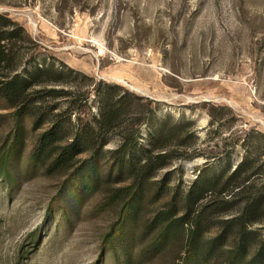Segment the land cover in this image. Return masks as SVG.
<instances>
[{
    "label": "rangeland",
    "instance_id": "1",
    "mask_svg": "<svg viewBox=\"0 0 264 264\" xmlns=\"http://www.w3.org/2000/svg\"><path fill=\"white\" fill-rule=\"evenodd\" d=\"M0 13L25 30L17 72L25 76L44 63L54 65L65 74L49 80L61 83L39 81L70 92L30 90L25 114L0 94V169L8 172L0 175V264H183L195 216L199 264H226L237 233L230 219L239 211L231 188L212 201L207 195L185 223L181 218L194 184L260 152L264 0H0ZM109 85L113 95L127 94L122 125L140 114L132 122L142 146L129 164L148 147V122H164L167 129L185 125L179 142L198 155L183 158L176 149L163 167L139 180L113 157L120 138L112 133L99 149L94 181L80 189L79 168L92 153L59 166L54 159L77 126L98 114L95 90ZM140 118L145 123L137 127ZM52 124L62 132L37 155L38 140ZM91 147L100 148V141ZM252 181L254 191L263 190L264 175ZM134 196L130 219L126 205ZM127 216L124 236H111ZM258 218L248 229L250 256L264 237V205Z\"/></svg>",
    "mask_w": 264,
    "mask_h": 264
},
{
    "label": "trees",
    "instance_id": "2",
    "mask_svg": "<svg viewBox=\"0 0 264 264\" xmlns=\"http://www.w3.org/2000/svg\"><path fill=\"white\" fill-rule=\"evenodd\" d=\"M24 34L25 30L22 25L0 13V94L9 102L11 107L19 111L18 113H22L21 110L23 109V114L28 111L25 108V104L31 91L32 93L51 96H62L70 93L63 88H48L49 85L47 83L40 82L44 78L51 85L52 81L57 83V85L61 83L60 80H49L50 77H55L52 75H57L58 78H61L64 73L63 70L55 68L54 65L44 63L25 76H21L17 72L21 66L20 46L23 43ZM39 82L42 85L38 84ZM36 85H40L41 88L33 91L32 89ZM110 87L114 86L109 85L105 89L100 90L98 88L95 90V94L99 97L98 114L93 117L92 122L85 125L86 127L77 126L71 143L58 150L54 159V164L59 166L69 163L73 158L85 151L92 153L90 161L84 164L83 168H79L80 170L83 169L81 171L84 172V177L81 178L79 183L80 189H86L89 180L94 181L96 161L100 156L99 149H102L106 144L105 137L112 133H117L120 138L119 145L112 151L113 157L119 159L120 166L128 164L130 172L139 180L151 177L158 168L163 167L167 159H171L176 149L183 151V158H194L198 155L195 150L190 149V146L179 142L181 141L180 138L185 125L173 124L170 129H167L164 122L156 126L148 124V122L147 126L149 125L150 127L148 147L143 148L142 158L138 159L136 163L131 162L129 164L130 157L133 156L131 152L138 146H142L139 141L140 133L137 130L138 128L133 129L134 123L132 122L133 117L140 116V114L129 115L127 121H124V125H122L120 118L127 104V94L123 92L115 96L109 89ZM136 98L139 100V97ZM22 103L23 105H21ZM148 109L149 113L152 112L153 114L150 106H148ZM145 119H136L137 127L145 123ZM61 132L62 129L60 130L56 125L52 124L49 129L41 134L36 154H42L52 147L55 144V140H57L58 133L61 134ZM263 138L264 134H260L259 138L255 140V151L260 150V152L248 153L234 169L227 165L218 173L205 178L200 183L194 184L189 189L184 202L187 213L184 218H181V224L185 223L193 208L198 205L199 201L206 199L207 195H210L208 201H212L231 188L229 195L233 200H237L239 211L230 219V223L236 224L237 233L235 244L228 253L226 264H264V237L257 242L255 252L250 256L249 250L252 244L250 239L251 232L248 230L250 226L260 221L258 215L261 206L264 205V183L261 185L263 190L254 191L255 185L252 181L256 175H264V161L261 160L264 157ZM95 141H100V148L91 147L92 144H95ZM0 175L7 178L8 172L0 169ZM137 204L138 197L134 196L126 205V210L131 215L130 219H133L134 216V212L131 209H134ZM168 214L170 215L169 212ZM128 216L120 226L114 228L111 236L116 233H120L122 237L124 236L127 224H129V222H126L128 221ZM197 218L198 216H195L194 220H192L195 222L196 230L191 231L189 236L183 264H199L200 234L197 232L199 228ZM130 222L132 221L130 220ZM171 230L172 225H167L164 229L165 236Z\"/></svg>",
    "mask_w": 264,
    "mask_h": 264
}]
</instances>
